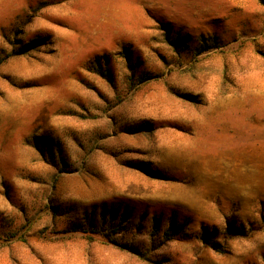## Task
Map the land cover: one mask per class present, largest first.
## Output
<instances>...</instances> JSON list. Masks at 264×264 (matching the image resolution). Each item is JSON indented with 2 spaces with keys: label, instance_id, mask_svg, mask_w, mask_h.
<instances>
[{
  "label": "rangeland",
  "instance_id": "rangeland-1",
  "mask_svg": "<svg viewBox=\"0 0 264 264\" xmlns=\"http://www.w3.org/2000/svg\"><path fill=\"white\" fill-rule=\"evenodd\" d=\"M0 264H264V0H0Z\"/></svg>",
  "mask_w": 264,
  "mask_h": 264
},
{
  "label": "trees",
  "instance_id": "trees-1",
  "mask_svg": "<svg viewBox=\"0 0 264 264\" xmlns=\"http://www.w3.org/2000/svg\"><path fill=\"white\" fill-rule=\"evenodd\" d=\"M38 44L37 43H33V46L35 47V46H37Z\"/></svg>",
  "mask_w": 264,
  "mask_h": 264
}]
</instances>
